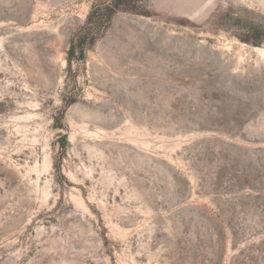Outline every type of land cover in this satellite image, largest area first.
Returning <instances> with one entry per match:
<instances>
[{"label": "rangeland", "instance_id": "obj_1", "mask_svg": "<svg viewBox=\"0 0 264 264\" xmlns=\"http://www.w3.org/2000/svg\"><path fill=\"white\" fill-rule=\"evenodd\" d=\"M111 4L0 0V264H264V0Z\"/></svg>", "mask_w": 264, "mask_h": 264}, {"label": "trees", "instance_id": "obj_2", "mask_svg": "<svg viewBox=\"0 0 264 264\" xmlns=\"http://www.w3.org/2000/svg\"><path fill=\"white\" fill-rule=\"evenodd\" d=\"M124 4H127V0H113V4H111V5H109V6H107L106 7V9L107 10H109V11H112V12H116V11H118L119 9L118 8H120L121 10H125L124 8ZM91 14H89L88 16H87V22L86 23H88V24H92V26H94L95 28H94V30L92 31V29H89L88 31H87V33H84L83 34V36L81 37L82 38V40L83 39H85V37H86V39L85 40H88L89 39V41L91 42L96 36H97V31L96 32H94L95 30H96V28L98 27H100V25H101V23H103L104 22V20H100V19H98V20H96V21H94V19H92L91 18V16H90ZM103 19V18H102ZM106 21V20H105ZM80 52L82 53L83 51L82 50H80Z\"/></svg>", "mask_w": 264, "mask_h": 264}, {"label": "water", "instance_id": "obj_3", "mask_svg": "<svg viewBox=\"0 0 264 264\" xmlns=\"http://www.w3.org/2000/svg\"><path fill=\"white\" fill-rule=\"evenodd\" d=\"M61 133H58L56 136H54V139H56L57 137H60Z\"/></svg>", "mask_w": 264, "mask_h": 264}, {"label": "bare ground", "instance_id": "obj_4", "mask_svg": "<svg viewBox=\"0 0 264 264\" xmlns=\"http://www.w3.org/2000/svg\"><path fill=\"white\" fill-rule=\"evenodd\" d=\"M253 50H254V51H259V48H255V47H254Z\"/></svg>", "mask_w": 264, "mask_h": 264}]
</instances>
